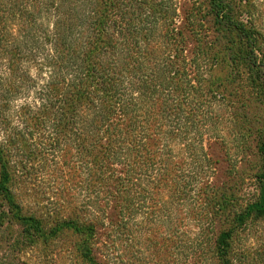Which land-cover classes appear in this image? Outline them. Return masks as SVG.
Masks as SVG:
<instances>
[{"label":"trees","instance_id":"obj_1","mask_svg":"<svg viewBox=\"0 0 264 264\" xmlns=\"http://www.w3.org/2000/svg\"><path fill=\"white\" fill-rule=\"evenodd\" d=\"M260 105L264 0H0V264H264Z\"/></svg>","mask_w":264,"mask_h":264},{"label":"rangeland","instance_id":"obj_2","mask_svg":"<svg viewBox=\"0 0 264 264\" xmlns=\"http://www.w3.org/2000/svg\"><path fill=\"white\" fill-rule=\"evenodd\" d=\"M246 113L248 115V118H250L254 122L253 126L255 127L256 131H254L252 140L250 141L251 153L246 156V161L239 170V178L246 176L248 178V175L252 176L255 173L256 166L259 162L257 156L258 149L256 144V137L259 135V132L257 130L264 132V105L250 107L248 108ZM236 152L237 149L235 147H232L231 153L234 154ZM244 189L246 194L250 193L249 198H252L256 194V188L253 186L252 180L250 179L246 182Z\"/></svg>","mask_w":264,"mask_h":264}]
</instances>
